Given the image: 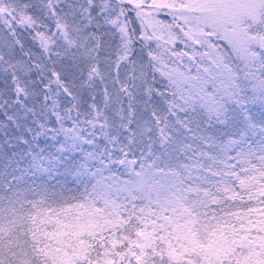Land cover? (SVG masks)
<instances>
[{
    "label": "snow or ice",
    "instance_id": "1",
    "mask_svg": "<svg viewBox=\"0 0 264 264\" xmlns=\"http://www.w3.org/2000/svg\"><path fill=\"white\" fill-rule=\"evenodd\" d=\"M0 264H264V0H0Z\"/></svg>",
    "mask_w": 264,
    "mask_h": 264
}]
</instances>
